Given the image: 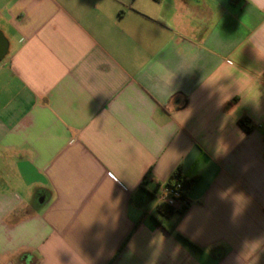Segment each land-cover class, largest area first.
Returning a JSON list of instances; mask_svg holds the SVG:
<instances>
[{
    "label": "crops",
    "instance_id": "obj_1",
    "mask_svg": "<svg viewBox=\"0 0 264 264\" xmlns=\"http://www.w3.org/2000/svg\"><path fill=\"white\" fill-rule=\"evenodd\" d=\"M0 264H264V0H0Z\"/></svg>",
    "mask_w": 264,
    "mask_h": 264
},
{
    "label": "trees",
    "instance_id": "obj_2",
    "mask_svg": "<svg viewBox=\"0 0 264 264\" xmlns=\"http://www.w3.org/2000/svg\"><path fill=\"white\" fill-rule=\"evenodd\" d=\"M156 2H160L161 0H154ZM239 127L247 134L253 132L256 129V125L249 119V118H242L239 121ZM197 178L187 179L183 175L182 167H178V169L172 174L169 181L164 185L169 190L179 189L181 194L180 204L179 207H172L166 204H161L158 208V212L165 218H172L175 215L179 216V220L184 217L187 210L189 209L190 202L188 200V194L192 190L194 184L196 183ZM161 185L157 187V191L161 189ZM178 239L185 241L180 235L176 236Z\"/></svg>",
    "mask_w": 264,
    "mask_h": 264
},
{
    "label": "built area",
    "instance_id": "obj_3",
    "mask_svg": "<svg viewBox=\"0 0 264 264\" xmlns=\"http://www.w3.org/2000/svg\"><path fill=\"white\" fill-rule=\"evenodd\" d=\"M180 188H177L175 190H169L166 187H161L159 190V200L161 204H166L172 207H179L182 202L180 201L181 199V194L179 192Z\"/></svg>",
    "mask_w": 264,
    "mask_h": 264
}]
</instances>
